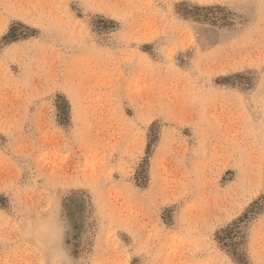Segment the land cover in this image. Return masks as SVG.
Here are the masks:
<instances>
[{
    "label": "rangeland",
    "instance_id": "rangeland-1",
    "mask_svg": "<svg viewBox=\"0 0 264 264\" xmlns=\"http://www.w3.org/2000/svg\"><path fill=\"white\" fill-rule=\"evenodd\" d=\"M0 264H264V0H0Z\"/></svg>",
    "mask_w": 264,
    "mask_h": 264
}]
</instances>
